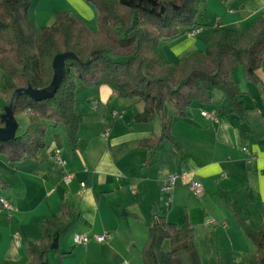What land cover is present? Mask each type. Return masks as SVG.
<instances>
[{
    "label": "crops",
    "instance_id": "obj_1",
    "mask_svg": "<svg viewBox=\"0 0 264 264\" xmlns=\"http://www.w3.org/2000/svg\"><path fill=\"white\" fill-rule=\"evenodd\" d=\"M29 1L28 17L36 30L51 23L58 11L97 29L96 10L86 0ZM263 14L264 0H206L196 17L200 32L160 41L158 52L163 62L175 64L203 51L214 29L243 34ZM258 74L264 82V61ZM233 78L241 91L242 116L231 112L222 91L213 90L208 104L194 101L186 116L174 117L170 134L178 147L164 141L152 150L138 145L160 133L158 115L136 122L135 99L119 98L107 85L78 86L75 108L83 121L75 148L59 124L47 128L38 161L9 164L0 155V197L13 206L11 212L0 213V264L26 263V244L40 239V223L58 215L62 202L84 222L74 219L60 236L59 248L47 255L51 264H142L147 224L154 216L178 227L188 217L201 264H214L216 258L220 264H249L256 247L234 209L250 229L258 231L264 224V103L260 86L246 79L241 66ZM4 107L0 98L1 114ZM112 111L120 117L114 118ZM202 111H214L215 119ZM55 149L61 151L63 165L53 156ZM182 171L201 181L200 195L183 183L167 193L160 190L162 180ZM104 230L111 237L98 241ZM75 233L87 234L88 243L75 244Z\"/></svg>",
    "mask_w": 264,
    "mask_h": 264
},
{
    "label": "trees",
    "instance_id": "obj_2",
    "mask_svg": "<svg viewBox=\"0 0 264 264\" xmlns=\"http://www.w3.org/2000/svg\"><path fill=\"white\" fill-rule=\"evenodd\" d=\"M96 10L95 31L70 12L58 11L51 23L36 30L28 17L29 0H0V76L7 106L15 90L47 88L54 76L53 61L72 53L53 95L35 100L17 95L14 116L27 115V126L9 140H0V155L9 164L38 161L45 148V133L61 124L75 148L83 117L76 111L78 86L107 85L123 99H135L136 122L160 118V133L143 139L139 147L154 149L164 141L178 147L170 134L174 117H184L194 101L210 102L213 90L230 100L231 112L242 116L241 91L233 78L241 66L246 79L260 86L258 70L264 61V14L245 33L218 27L205 41L203 51L182 57L177 63L163 62L157 46L198 26L199 6L206 0H86ZM4 120L0 113V128ZM150 160L146 159V163ZM0 185L4 183L0 177ZM62 202L60 213L40 223L41 237L26 244L24 264H51L48 253L59 248L60 236L74 219L84 222ZM238 222L256 247L249 264H264V224L250 229L234 209ZM264 216V204L262 205ZM141 250L142 264H201L193 228L186 216L181 226L154 216ZM168 248H165V244ZM214 264H220L216 258Z\"/></svg>",
    "mask_w": 264,
    "mask_h": 264
},
{
    "label": "built area",
    "instance_id": "obj_3",
    "mask_svg": "<svg viewBox=\"0 0 264 264\" xmlns=\"http://www.w3.org/2000/svg\"><path fill=\"white\" fill-rule=\"evenodd\" d=\"M201 28L199 26L193 27L185 32L186 35L188 36H196L200 32ZM96 106V103L93 104ZM112 116L114 118H119V112L117 111H112L111 112ZM201 115L210 119L214 120L215 119V112H207V111H202ZM108 131L107 129L103 131L102 135L105 137L107 136ZM56 161L60 164L63 165L65 163V160L61 156V151L59 149L54 150V155ZM69 179V176H65L64 180L67 181ZM183 183L187 185L189 190L196 196L200 195L203 191V185L201 181L192 179L189 176V173L186 171H182L179 173H173L168 175L164 180H162L160 184V190L162 192H170L172 189H174L178 184ZM13 210L12 204L4 197H0V213H9ZM111 237V231L109 230H104L100 234L96 236V239L98 241H106ZM17 239V237H16ZM89 241V236L85 233H75L73 234V242L75 244H86Z\"/></svg>",
    "mask_w": 264,
    "mask_h": 264
},
{
    "label": "water",
    "instance_id": "obj_4",
    "mask_svg": "<svg viewBox=\"0 0 264 264\" xmlns=\"http://www.w3.org/2000/svg\"><path fill=\"white\" fill-rule=\"evenodd\" d=\"M67 59H75V56L72 53H64V54H59L54 58L53 61L54 76L51 81V84L47 88L36 90V89H32L31 87H28V88H20L14 91L9 104L4 107L5 112L1 114V117L4 120V127L0 128L1 141L9 140L15 136L17 123L16 120L14 119L13 112H14L15 100L17 95L20 93H27L35 100H40L42 98H46L53 95L61 79L63 66Z\"/></svg>",
    "mask_w": 264,
    "mask_h": 264
},
{
    "label": "rangeland",
    "instance_id": "obj_5",
    "mask_svg": "<svg viewBox=\"0 0 264 264\" xmlns=\"http://www.w3.org/2000/svg\"><path fill=\"white\" fill-rule=\"evenodd\" d=\"M1 85H2V78L0 76V98L3 99V101H4ZM18 116H19L18 117V121H19L20 125H19L17 133L19 134L22 130H24L26 128L28 119H27V115L26 114H19ZM165 245H166V247H168L167 243Z\"/></svg>",
    "mask_w": 264,
    "mask_h": 264
}]
</instances>
